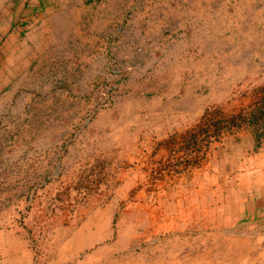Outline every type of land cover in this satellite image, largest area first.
I'll return each instance as SVG.
<instances>
[{
  "label": "rangeland",
  "instance_id": "rangeland-1",
  "mask_svg": "<svg viewBox=\"0 0 264 264\" xmlns=\"http://www.w3.org/2000/svg\"><path fill=\"white\" fill-rule=\"evenodd\" d=\"M47 1H28L46 31L0 103V264H264V0L224 17L225 101L172 129L130 80L143 4Z\"/></svg>",
  "mask_w": 264,
  "mask_h": 264
},
{
  "label": "crops",
  "instance_id": "crops-1",
  "mask_svg": "<svg viewBox=\"0 0 264 264\" xmlns=\"http://www.w3.org/2000/svg\"><path fill=\"white\" fill-rule=\"evenodd\" d=\"M28 1L0 0V103L3 100L5 102L11 95L10 90L17 85V77L21 74L22 68L31 66L34 48L43 40L46 31L41 18L40 21L36 19L34 22L32 3ZM227 1L229 0H139L137 2L143 5L136 11V16L132 17V26L128 24V27L129 30H133L138 42L136 44L130 42L127 35H123L122 38L126 54H131L143 41L141 51L143 53L140 56L142 60L137 61L138 70L130 80H134L136 75L141 76V80L137 83H141L145 91L142 90L140 95L145 98V95L151 94V98L154 96L157 99L156 102L160 106L159 111L155 112L162 122L168 121L170 127L167 129L196 121L207 105L221 104L226 99L223 95L224 75L220 77L222 81L219 82L218 79V68L221 67L222 59L219 54L224 50L222 36L220 40L218 35L219 33L222 35L221 29L226 15L240 18L242 8L255 17L258 0H239V2L235 0L230 4L233 11H230ZM46 2L48 3L47 0ZM149 10L151 13H148ZM146 15L152 18L150 23L148 22L147 32L144 23L140 22ZM152 24L153 27L149 28ZM166 31L170 36L176 35L175 43L160 46L159 39ZM183 35H190L189 44L176 43V40ZM149 41H157V43ZM158 50L167 51L159 58ZM144 51H152V56ZM210 52L213 54L209 57ZM147 55L150 58L145 59ZM210 66L216 67L213 78L209 77ZM150 68H153L151 73H149ZM248 184L249 180L245 185L250 189L262 188V182L258 180H251ZM248 196L246 195L243 203H250L246 201ZM257 205L261 207L259 209L264 210V200ZM254 208H256L255 204H252L250 209L254 210ZM217 252H220V249H217ZM242 252L243 246L239 245L236 249H231L228 255L233 258L237 253ZM219 255L216 256L217 260L229 258L228 255L226 257Z\"/></svg>",
  "mask_w": 264,
  "mask_h": 264
},
{
  "label": "trees",
  "instance_id": "trees-1",
  "mask_svg": "<svg viewBox=\"0 0 264 264\" xmlns=\"http://www.w3.org/2000/svg\"><path fill=\"white\" fill-rule=\"evenodd\" d=\"M262 102H263V104H262V106H261V107H263V109H262V110L264 111V98H263V101H262ZM261 107H260V108H261ZM263 133H264V132H263Z\"/></svg>",
  "mask_w": 264,
  "mask_h": 264
}]
</instances>
